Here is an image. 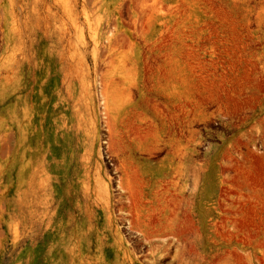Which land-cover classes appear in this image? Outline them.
Returning <instances> with one entry per match:
<instances>
[{
	"label": "rangeland",
	"instance_id": "1",
	"mask_svg": "<svg viewBox=\"0 0 264 264\" xmlns=\"http://www.w3.org/2000/svg\"><path fill=\"white\" fill-rule=\"evenodd\" d=\"M0 264H264V0H0Z\"/></svg>",
	"mask_w": 264,
	"mask_h": 264
}]
</instances>
